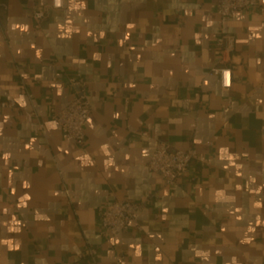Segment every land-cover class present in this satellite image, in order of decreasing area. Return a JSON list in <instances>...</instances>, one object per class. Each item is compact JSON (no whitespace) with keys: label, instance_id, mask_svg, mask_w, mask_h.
Returning a JSON list of instances; mask_svg holds the SVG:
<instances>
[{"label":"crops","instance_id":"0c3cea01","mask_svg":"<svg viewBox=\"0 0 264 264\" xmlns=\"http://www.w3.org/2000/svg\"><path fill=\"white\" fill-rule=\"evenodd\" d=\"M0 2V101L17 103L0 109V264H264V0L223 25L218 0H64L39 27L51 0ZM69 78L89 86L84 146L53 118ZM160 143L213 164L169 186L148 169ZM121 199L150 203L104 237Z\"/></svg>","mask_w":264,"mask_h":264},{"label":"built area","instance_id":"2783aa9c","mask_svg":"<svg viewBox=\"0 0 264 264\" xmlns=\"http://www.w3.org/2000/svg\"><path fill=\"white\" fill-rule=\"evenodd\" d=\"M258 6L259 0H218L216 12L219 23L223 25L236 12L251 11ZM7 8L6 3L0 2V13L6 11ZM62 8H64V0H51L44 8L34 10L32 17L36 26L39 27L51 11ZM214 46L223 55L226 51L233 49V37L225 33L215 34ZM209 75L217 76L222 88L230 89L232 87L233 71L231 68L215 66L210 70ZM68 82L76 88L75 93L68 105L56 113L53 118L66 138L74 141L78 146H84L87 142L86 124L92 114L89 86L82 79L69 78ZM14 108H17L15 100L0 101V109ZM142 135L147 136L148 134L144 133ZM213 161L214 158L199 153L193 148L172 151L165 144L160 143L150 158L148 169L150 172L160 175L167 185L175 186L184 175L189 173L193 163H197L201 167H209L213 164ZM149 203V200L146 202H132L121 199L100 207V234L106 237L128 232L132 224L138 221L141 213ZM94 252L92 250V253Z\"/></svg>","mask_w":264,"mask_h":264}]
</instances>
